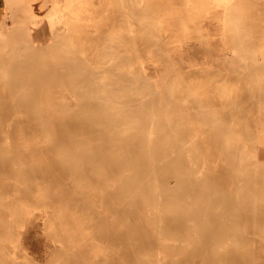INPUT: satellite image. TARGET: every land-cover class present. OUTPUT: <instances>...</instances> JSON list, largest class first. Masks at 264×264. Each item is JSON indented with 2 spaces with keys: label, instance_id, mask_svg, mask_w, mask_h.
I'll return each mask as SVG.
<instances>
[{
  "label": "rangeland",
  "instance_id": "374dc122",
  "mask_svg": "<svg viewBox=\"0 0 264 264\" xmlns=\"http://www.w3.org/2000/svg\"><path fill=\"white\" fill-rule=\"evenodd\" d=\"M131 1L140 3L129 9L132 11L159 8L158 6L145 8L141 5L144 1L149 0ZM151 1L160 4L176 3L178 8L184 11L181 4L182 0ZM124 11L123 7L114 6L109 9V17L104 24L96 26L85 23L83 25L79 33L81 39L79 45L74 47L63 46L57 54L48 57V63L46 61L43 64H33L37 71L44 68H51L52 70L54 63L49 61H54L55 57L63 59V62L59 65L61 68L53 70V72L62 75V78L53 80L54 82L51 81L50 85L49 81L38 78L40 84L37 92L40 95L50 92L55 96L54 104L56 108L70 114L77 108L78 102L69 93L72 89L71 87L68 88L69 84L79 86L80 88L76 87L80 91L85 89L84 86H80L84 75L87 72L90 74L97 73L94 68L95 63L101 65L100 59L106 56V52L111 47L112 51L117 52L118 61L116 65L107 70V81L110 85L108 87H121L123 85V87L127 86L125 90L128 88L129 90L128 93L123 95L125 97H119L114 104H110L104 111L102 110L103 113L107 111L106 114L110 115L109 119H105L103 123L92 122V127L101 128L106 133H110L112 131L111 124L115 123L111 121L116 113L131 115L139 112L145 121L146 109L130 102L134 96H139L134 95L132 92V89H135L140 92V96L152 97L155 101L153 104L161 108L163 112L171 108V112L178 116L195 115V117L187 120L188 122H196L194 129H190L191 126H185L184 128L189 135L196 136L195 142L192 143L191 140L187 142L189 136L187 139L184 138L183 141H179L170 130H167L168 134L171 135L170 139L163 133L156 136L154 141L155 145H159L160 142L162 147H166L162 151V155L168 154L169 147L176 149L177 152L180 147H186L188 150H183V156L185 160H188L189 168L185 174L167 175L165 173L163 174L165 177L159 175L158 181L149 178L144 179L145 182L142 181L139 187L148 186L159 190L140 195L139 202L143 206L138 210L133 209L135 204L133 191L121 197H114V193L113 196L108 194L107 187L113 190L116 185L114 180L120 181V178L119 176H116L115 179L103 178L97 168H90V178L88 179L81 175H65L60 182L67 183L70 193L75 197L68 199L63 197L62 200H58L55 196L52 197V193L60 190L59 184L55 183L54 180H42L44 175L42 172L34 175L22 174L23 170L37 165L40 161L47 160V154L27 153L24 157H21L20 155L24 153L21 151V138L20 146H18L19 141L16 140L18 136L15 134L18 125L16 122L7 120V118H2L0 121V154L5 161L11 162L10 168L12 170L10 173L0 170V217L8 222L12 233L11 237H4L2 234L0 241L3 252L8 254L4 264H68L66 256L70 254L73 255L74 259L73 263L71 262L72 264L75 262L77 264H109L108 261L117 253L119 246L117 243L111 244L107 239L99 238V234L104 230L97 221L104 218L103 215L113 222L111 225L113 229H119L122 224L126 223L133 228L144 227L147 230L148 235L152 237L156 245L140 254V258L147 262L146 264H156L157 258H161V264H170V260L176 261L177 264H211L214 261L217 264H264V200L260 190L256 194V190L249 179V172H251V177L258 179L255 184L258 187H264L262 181L264 177V166L262 165L264 153L261 152L264 151V146L262 147L263 143L258 141L257 138V124L264 119L258 103L262 96L264 97L263 60L255 63L251 60L254 58L240 59L221 55L218 39L203 40L202 46L198 40H192L190 43L195 44L194 49L191 51L194 58L193 63L198 65L188 68L187 61L178 59L177 65H175L172 61L174 57L164 51L165 46L161 45V39L170 34L169 31H175L173 33L178 35L181 34L177 30V27H181L180 23L171 24L172 30L168 32L163 29L154 31L158 38L146 37L141 43L135 45L131 43L128 36L129 25L125 19ZM252 18L254 24L246 31L259 37L264 28L261 21V18L264 20V7ZM8 21L11 24L9 30L14 29V20L11 16H8ZM118 28L123 31L120 33ZM189 29L192 30L191 27ZM113 30L119 33V36L110 37ZM65 32V27L61 25L57 27L55 36L61 39L65 36ZM21 36L23 37L18 31L17 40ZM258 41L254 40L251 47H255ZM82 49H87V54H83ZM134 49H136V53L138 52L137 54L134 53ZM151 51H153V54H151ZM258 58L259 56L255 59ZM151 59H156L157 64H150ZM142 60L146 62L147 72L146 74L142 73L144 75L141 76L137 82L138 84L134 85L133 81L129 79L130 70L135 66H139ZM247 62L251 63L248 67L246 66ZM70 65H72V68H70ZM175 67L180 68V72L183 74L178 81V89L180 90L170 96L168 85L175 73L178 72L174 70ZM37 71L28 72L27 75L31 73L30 75L37 76ZM0 74V98L2 100L33 89L30 86L25 88L9 87L8 89V86H4L8 79L5 78L6 80H4V73L0 72ZM193 76L196 84V94L186 93L183 80H188ZM156 79H158V82H155ZM121 98L127 99L123 100ZM68 105H70L69 108L65 110V106ZM3 107V102H0V108ZM0 112L2 113L3 110L1 109ZM179 118L181 119V117ZM19 123V129L24 126L26 131L24 138L31 146H40L52 142L53 137L49 135V132H46L42 122ZM145 123L139 122V129L133 131V136L143 135L142 128ZM32 124L39 125L33 126ZM83 136L88 137L89 135ZM128 138L127 142H118L116 146L133 144V138ZM3 139L5 140L3 141ZM135 147L144 154H151L150 145L145 142L143 145L139 144ZM50 156L56 159L59 158L57 154ZM173 156L177 158V153ZM150 162L151 160L148 158L145 160L144 166L149 168ZM240 170L244 171L242 177L238 176ZM126 173L133 174L134 172L130 170ZM208 178H213L222 183L221 189L216 191L217 195H227L228 198H233L231 204L227 203V200L218 203L206 202L207 193L205 191L195 192L191 189V187L204 182ZM180 179L189 180L188 185H190L191 193L187 195L184 202L181 200L178 204L176 201L167 200L166 194L178 192L180 187L176 184V180ZM250 182L251 184H249ZM4 186L8 187L6 192L1 189ZM39 187L51 192L52 195L49 193L45 197L41 196L37 191ZM157 193H160V204L155 203L158 197ZM194 202L199 205L196 208H199L200 216L192 215L195 210L192 205ZM120 203H131L133 206L129 210L130 213L127 210L125 211L127 217L124 216L118 220L116 205ZM23 204L26 205V209L32 211V215L19 212L18 216L15 217L7 206L10 205L12 208ZM167 208H176L178 211L187 214L188 220L184 222L187 231L163 232L159 238L153 222L156 219L161 220L164 227L169 222H174L172 218L164 217L165 214H163V217L161 216L162 219H158L160 218L158 215ZM72 209L78 213L74 218L70 215ZM98 210L102 212L100 213ZM229 210H242L250 214L236 219L235 216L226 215ZM44 211L45 213H43ZM205 213H212L215 216L214 219L209 220ZM48 218L52 220L56 227L55 235L49 234L45 229V221ZM18 222H23L24 227L19 228L17 226ZM201 226H218L222 228L223 232L204 236L198 230ZM184 237L192 240L193 245L182 243L181 240ZM174 240H177V242H174ZM198 249L209 250V253L194 256L193 251ZM101 251L106 252L107 255H101ZM57 253L60 257L53 261L52 259ZM231 256L240 257V263H231L225 259ZM123 264L133 263L126 260Z\"/></svg>",
  "mask_w": 264,
  "mask_h": 264
},
{
  "label": "bare ground",
  "instance_id": "6f19581e",
  "mask_svg": "<svg viewBox=\"0 0 264 264\" xmlns=\"http://www.w3.org/2000/svg\"><path fill=\"white\" fill-rule=\"evenodd\" d=\"M135 4L139 5L140 3H134L131 0H7V10L9 16L14 20V29L6 31L7 29L5 30V25H0V72L4 73V80H6L5 78L8 79L4 86H8V89L9 87L25 88L26 86L36 89L20 93L19 95L14 93L16 95L13 97L5 98L3 100L0 98V102H3L4 104V107L0 108V110H3L2 113L0 112V121L2 118H7L9 121L17 123L18 126L16 127L15 134L18 137L16 140L17 142L19 141L18 146H20L21 138V151L24 152L20 155L21 157H24L27 153L47 154V160L40 161L37 165H34L33 167L31 166L22 172V174L25 173L27 175H34L42 172L44 173V175L42 174V180H54L55 183L59 184L60 190L56 192L53 191V195L51 192L39 187L37 191L41 196L45 197L46 194L49 195L50 193L52 197L55 196L58 200H62L63 197L65 199L75 197L70 193L69 187L67 186L68 184L60 182L61 179L65 175H81L88 179L90 178V168H97L103 178L115 179L116 176H119L120 178V181L114 180L116 185L113 190L107 187L106 191L108 194L113 196L112 194L114 193V197H121L133 191L132 194H134L133 198L135 199L133 209L138 210L143 206L139 202L140 195L159 190L154 187L149 188L148 186L139 187V184L142 183V181L145 182L144 179L149 178L158 181V176L162 175L165 177L163 175L165 173H167V175L185 174L190 165L188 160H185L183 156V150H188L186 147L179 146L180 149L178 152L176 149L169 147L168 154L162 155V151L166 149V147H162L160 142V146L155 145L154 141L156 136L163 133H165L167 135L166 137L170 139L171 135L167 132V130H170L175 134L176 139L179 141H183L184 138L187 139L189 136L187 142L189 140H191L192 143L195 142L196 136L189 135L188 132L184 130L185 126H191L190 129H194L196 122H188L187 120L195 117V115L186 114L184 117L178 116L171 112V108H168L163 112L161 108H158L153 104L155 101L152 97L147 98V95L140 96V92L135 89H132V92L134 95L139 96H134L130 102L134 103L136 106H140L142 109H146L145 118L147 121H144V117L139 112L132 113L131 115L116 113L111 121L115 123L111 124L112 131L110 133H106L105 130L101 128L97 129L92 127V122L103 123L105 119H109L110 115L108 116L106 114L107 111L106 113H103L104 109L110 104H114L116 99H119V97L128 93L129 90V88L125 90V87L127 86L123 87V85L121 87H108L110 85L107 81V70L113 67V65H116L118 61L117 52L112 51L111 47L106 52V56L103 59H100L101 65H96L95 63L94 68L97 70V73L90 74L87 72L84 75L80 86H84L85 89L80 91L77 90V87L79 86L76 85V87L74 84H69L68 88H72L69 93L78 102L77 108L70 114H66L67 111L62 112L60 108H56V105L54 104L55 96L53 94L47 92L45 95H40L37 92V88L40 84L38 78L49 81V85L52 83L51 81L62 78V75L53 72V70L61 68L59 65L63 62V59L55 57L54 61H49L54 63L52 70L51 68H44L37 71L33 64H43L46 61V63H48V57L57 54L63 46L74 47L79 45V41L81 40L79 33L85 23L96 26L104 24L109 17V9L114 6H121L125 9L124 16L129 25L128 36L131 39V43H134L135 45L139 42L141 43L146 37H150L151 39L158 38L157 34H154V31L163 29L168 32L169 30H172L171 24L175 22L180 23L181 27H177V30H179L181 34L178 35L173 33L175 31H169L170 34L164 38L161 37L162 39L160 38L161 45L165 46L164 51L166 54L174 57L172 61L175 65H177V59L180 61H187L188 68L198 65L193 63L194 58L192 57L193 54L191 51L194 49L195 44L190 43L192 40H198L202 46L203 40L217 39L220 42L219 52L221 55L233 56L234 58L240 59H255L259 56L258 59L251 60L255 61V63L261 62L262 60L264 62V28L260 32L261 35L259 37L252 32L250 33L249 31H246L252 24H254V19L252 17L264 7V0H182L181 4L184 11L180 10L176 3L167 2L165 4H160L154 3L151 0L144 1L141 5L145 8L158 6V9L142 11L129 10ZM3 5L5 6V4ZM261 21L264 24L262 18ZM37 24H45L47 26L51 39L49 42L38 44L32 40L31 29ZM61 25L65 27L66 32L65 36L59 39L55 36V31L57 30V27ZM190 27L192 30L189 29ZM118 29L120 30L121 28ZM18 31H20V35H23L19 40H17ZM122 31L123 30H120L119 32L121 33ZM116 35L119 36V33L114 30L110 33V37L112 38ZM254 40L256 42L259 40L258 44H256L255 47H251V43H254ZM134 50V53L137 54L138 52L136 53V49ZM81 52L87 54L88 50L82 49ZM151 54H153V51H151ZM144 62L145 60H142L139 66H135L130 70L131 75L129 79L133 81L134 85H137L141 76L147 72V65H145L146 62ZM150 64L156 65L157 60L151 59ZM250 65V62L246 63L247 67ZM70 66L69 67L72 68V65ZM174 70L178 72L175 73L169 82L168 94L170 96H173L180 90L178 89V81L183 74L178 67H175ZM34 71H37V76L30 75L31 73L27 75L28 72ZM18 72H20V74H18ZM142 73L144 74L142 75ZM183 81L185 92L196 94L194 76ZM155 82H158V79H156ZM5 90L7 89L5 88ZM258 103L259 108L264 115L263 96ZM69 106L70 105L65 106L64 109L67 110ZM179 117H181V119ZM18 122H42L46 132H49V135H52V142L40 146H31V144H28L24 138L26 134L24 126L22 129H19L20 123L18 124ZM139 122H146L145 126L142 128L143 135L137 134L133 136V131L139 129ZM32 125L38 126L39 124ZM44 129L42 130L44 131ZM83 135L89 136L84 137ZM257 135L258 141L263 143V147L264 119L257 124ZM128 137L133 138V144L128 146H116V143L118 142H127L129 139ZM4 140L5 139H3V141ZM144 142L150 145V155L142 153L135 147V145H143ZM261 152L264 153V151ZM175 153H177V158L173 156ZM54 154L59 155V158L56 159L50 156ZM148 158L151 162L149 168H146L144 162ZM262 165L264 166V162ZM10 167L11 162L8 160L5 161L4 157L0 154V170L10 173L12 171ZM130 170L134 173H126L130 172ZM238 173V176L242 177L244 171L240 170ZM249 174V179L256 190V194H258L257 191L260 190L262 199L264 200V187H258L255 184L258 182V179L251 177V172H249ZM188 181L189 180L187 179L176 180V184L180 187L178 192L166 194V199L176 201L180 204L179 202L181 200L184 202L192 189L195 192L205 191L207 193L205 199L206 202L212 201L218 203L219 201L224 200H227V203L230 204L233 202L231 201L233 198H228L227 195H217L216 191L221 189L222 183L217 182L213 178H208L204 180V182H200L196 184V186L191 187V189L190 185H188ZM194 181L196 182L197 180ZM262 181L264 182V177ZM251 182L249 184H251ZM1 189L6 192L8 187L4 186ZM157 195L158 197L155 200V203L160 204V193H157ZM192 205L195 208L192 215L200 216V210L199 208H196L199 206L198 203L194 202ZM7 206L10 208L11 214L15 217L18 216L19 212H23L27 215L32 213L30 209L25 208V204L22 206L16 205L12 208L10 205ZM116 206L118 210V212H116V217L119 220L121 217H127L125 211L127 210L128 213H130L131 211L129 210L133 204L120 203ZM43 213H45V211ZM77 214V211L74 209L70 211L72 218L76 217ZM163 214H165L164 217L172 218L174 222H169L166 227L162 225L161 220L156 219L153 222L159 238L163 232L170 233L172 231H187V226L184 224V222L188 220L187 214L178 211L176 208H167L158 215V217H160L158 219H162ZM249 214V212H243L242 210H229L228 213H226V215L235 216L236 219ZM205 215L209 220H213L215 217L212 213H205ZM103 217L104 218L97 221L102 227V230H104L99 234V238L107 239L109 243H117L119 246L117 253L108 261V263L123 264V262L128 260L133 264H146L147 262L140 258V254L156 245L152 240V237L148 235L147 230H145L144 227L133 228L130 224L126 223L122 224L119 229H113L111 226L113 222L105 215H103ZM17 226L19 228L24 227V223L18 222ZM45 229L49 234H56V227L49 218L45 221ZM198 230L200 234L204 236L215 235L220 231L223 232L222 228L218 226H201ZM0 232V241L2 234L4 237L12 236L8 222L1 217ZM131 236L134 237L130 238ZM174 242H177V240H174ZM181 242L193 245V241L185 239V237ZM2 248L3 246L0 243V264H4L6 258H8V254L4 253ZM244 252L246 251L244 250ZM207 253H209V250L206 249L193 251L194 256ZM100 254L107 255L106 252L102 251ZM59 257V253H57L52 260L54 261ZM66 257L68 264L74 260L72 254L67 255ZM25 259L27 258L25 257ZM225 259L229 260L231 263H240L241 261V258L237 256H231ZM155 262L156 264H161V258H157ZM74 264H77V262ZM170 264H177V262L170 260ZM211 264H217V262L214 261V263Z\"/></svg>",
  "mask_w": 264,
  "mask_h": 264
},
{
  "label": "crops",
  "instance_id": "0c3cea01",
  "mask_svg": "<svg viewBox=\"0 0 264 264\" xmlns=\"http://www.w3.org/2000/svg\"><path fill=\"white\" fill-rule=\"evenodd\" d=\"M5 4V6L3 5ZM8 5L7 0H0V25H5V30L10 29V22L8 21ZM6 16V17H5ZM7 22V23H6ZM9 24V25H8ZM32 40L38 44H44L50 41V33L45 24H37L32 27Z\"/></svg>",
  "mask_w": 264,
  "mask_h": 264
}]
</instances>
